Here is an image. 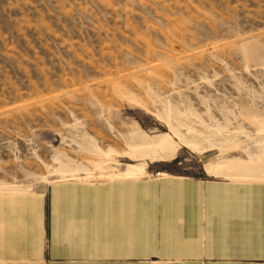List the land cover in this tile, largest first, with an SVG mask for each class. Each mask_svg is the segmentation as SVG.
<instances>
[{
  "label": "rangeland",
  "instance_id": "rangeland-1",
  "mask_svg": "<svg viewBox=\"0 0 264 264\" xmlns=\"http://www.w3.org/2000/svg\"><path fill=\"white\" fill-rule=\"evenodd\" d=\"M174 175L264 184V0H0V196Z\"/></svg>",
  "mask_w": 264,
  "mask_h": 264
},
{
  "label": "crops",
  "instance_id": "crops-1",
  "mask_svg": "<svg viewBox=\"0 0 264 264\" xmlns=\"http://www.w3.org/2000/svg\"><path fill=\"white\" fill-rule=\"evenodd\" d=\"M62 186L49 226L43 198L0 196V264H264V184L174 175Z\"/></svg>",
  "mask_w": 264,
  "mask_h": 264
},
{
  "label": "bare ground",
  "instance_id": "bare-ground-1",
  "mask_svg": "<svg viewBox=\"0 0 264 264\" xmlns=\"http://www.w3.org/2000/svg\"><path fill=\"white\" fill-rule=\"evenodd\" d=\"M156 155V154H155ZM158 155H160V154H158ZM155 157H157V156H155ZM160 157V156H159ZM163 158V157H162Z\"/></svg>",
  "mask_w": 264,
  "mask_h": 264
}]
</instances>
